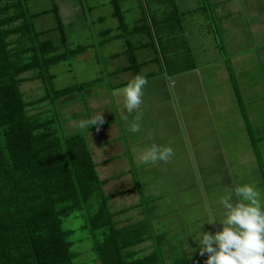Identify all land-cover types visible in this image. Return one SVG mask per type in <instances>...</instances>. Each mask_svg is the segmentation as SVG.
I'll list each match as a JSON object with an SVG mask.
<instances>
[{"label": "crops", "instance_id": "obj_1", "mask_svg": "<svg viewBox=\"0 0 264 264\" xmlns=\"http://www.w3.org/2000/svg\"><path fill=\"white\" fill-rule=\"evenodd\" d=\"M29 1H27L28 11L34 13L32 25L35 31L39 32V39L51 38L56 45H60L57 21L51 7L49 6L48 10L32 11L29 10ZM54 1L63 24L66 42V24L72 22L70 17L78 13L80 4H76L75 0ZM192 1L198 2V0H174L173 4L182 25L181 31L177 30L174 33L173 37L176 41L166 42V54H161L156 40L153 41L155 49L148 53L144 52V48L148 47L151 50V40L143 41L135 37L132 39L129 38L130 34L127 36H124V32L121 34L112 0H108L110 7L106 12L110 17L115 16L117 22L110 24L109 28H103L104 25H108L104 21L105 15H97L91 18L90 22L101 23L96 31L99 37L96 38L98 41L95 42L94 47L97 44V49L114 38H121L122 46L118 45L116 50L104 52L98 57L99 61L102 58L107 61L104 65L99 63L98 65L100 71L105 67L108 68L107 72L112 82L108 89L103 90L99 85L95 91L90 89L84 107L76 99V95L72 94L74 91L60 96V107L67 104L78 108L79 113L71 110V107L62 110L64 120L71 116L74 118V123L75 120L90 119L103 112L105 122L99 130L96 125L88 127L87 144L90 151L97 149V146L101 147L104 155L109 154L104 162L119 163L117 166L119 170L113 177L117 180L123 178V181L127 182V186L121 191L125 193L124 195L131 196L133 206L141 205L143 196L138 191L145 187L151 191L150 195H144L147 197L144 198L145 202L151 200L148 202L150 207L160 206L161 213L167 217L166 223L176 222L173 225L174 229L171 230L172 234L165 235L168 229L158 230L154 227L153 220L147 218L154 233L163 235L161 243L167 242L170 253L181 250L188 256L189 264H206L208 254L200 255V246L195 239L200 231H196L192 224L198 226L204 224L202 232L215 234L216 231L222 230L218 229L216 215L220 212L224 213L225 210L219 201L234 185L245 183L254 185L261 193V201L264 203V159H258L254 154L259 151L257 144L259 140L263 144L264 134L254 135L255 145L246 125L249 123L254 126L258 122L254 119L255 110L248 108L250 102L257 100L259 104L254 105L255 109L264 106L262 102L264 87L252 85L255 82L252 69L258 61L253 54L254 49L264 47V10H261L264 7V0H247L244 3L248 8L247 11L245 10V15L236 0H211L220 35L213 34L210 17L209 21L200 18L199 23L192 29L193 40L191 36H184L187 31L186 29L183 31L182 20L187 13L181 11L192 9L188 7V2ZM118 2L120 4L121 0ZM97 4L107 5L106 1H93L89 6L96 7ZM126 6L120 4L123 16L129 9ZM198 9L206 13L203 6H199ZM88 10L92 11L89 8ZM145 10L143 8V13ZM150 13L154 14L151 10ZM138 18L134 20V24L139 22ZM203 20L206 22L205 27ZM150 28L151 35L154 36L151 24ZM199 29H202L200 35ZM141 33L134 34L137 36L136 34ZM218 41H222L220 43L222 48L218 47ZM78 45L81 44L75 46ZM87 46L84 51H87ZM62 49L63 47L59 46L56 51ZM131 52L136 57L137 65L129 67ZM140 52L142 55H139ZM166 59L173 62L170 63L172 66L169 64L171 72L167 70ZM183 62H186L183 66H177ZM137 74L144 75L148 84L144 88L143 104L138 110L143 113L139 122L142 131L130 133L127 130L128 124L138 112H127L119 90ZM92 82L97 83L93 80L87 81L80 88ZM95 84L91 85V88ZM83 110L84 113H81ZM125 116L128 120L124 119ZM79 131L78 127L72 133ZM153 143L158 146H171L175 154L167 163L160 161L155 164H144V174L147 176L142 178L144 174L141 175V172L131 171L129 161L142 164L137 161L138 154ZM134 182L137 183L136 186ZM138 183L142 186H138ZM156 199L159 202H155ZM233 202H237L235 197ZM213 206L216 209L213 210L211 208ZM140 210L143 219L144 208ZM215 210L216 214H214ZM155 218L160 219V216ZM209 218H214L216 221L210 224L207 222ZM164 238L167 240L165 241ZM161 243L158 249L162 255Z\"/></svg>", "mask_w": 264, "mask_h": 264}, {"label": "trees", "instance_id": "obj_2", "mask_svg": "<svg viewBox=\"0 0 264 264\" xmlns=\"http://www.w3.org/2000/svg\"><path fill=\"white\" fill-rule=\"evenodd\" d=\"M27 1L0 0V264H74L71 245L75 240L70 237V230L64 229L61 217L77 210L85 218V228L93 235V249L103 264H166L157 248L135 257L131 251H124L123 248L130 249L147 238H154L159 244L163 235L154 233L145 217L123 227L111 222L108 196L102 187L106 179L99 177L83 134L61 137L64 149L59 154L56 149L51 150V142L46 138L52 130L36 132L42 121L25 112L26 100L20 89L25 80L40 77L48 84L49 91L45 87L47 93L39 100L80 88L82 84L76 83L54 88L53 74L48 69L86 48L66 45L54 0L50 9L57 21L60 45L51 38L39 39V32L32 25L34 13L28 11ZM118 1L112 3L121 34L146 32L151 48L155 49L156 40L160 53L166 54L165 41H176L174 33L181 31L182 26L174 4L160 19L151 15L149 20L143 13L139 22L127 29ZM59 46L63 49L56 51ZM135 58L131 52L129 67L137 65ZM166 62L171 72L173 62ZM29 70L33 73L30 76L21 74ZM246 125L256 145L249 123ZM172 256L174 264H189L188 256L181 250H174Z\"/></svg>", "mask_w": 264, "mask_h": 264}, {"label": "rangeland", "instance_id": "obj_3", "mask_svg": "<svg viewBox=\"0 0 264 264\" xmlns=\"http://www.w3.org/2000/svg\"><path fill=\"white\" fill-rule=\"evenodd\" d=\"M76 4L80 8V10H77L78 13H75L70 17L72 20L71 23L66 24V45L69 47H74L76 44H81L84 46H87V51H83L79 53L76 57H71L66 60H62L59 62H56L52 65H50V68L48 69L49 72H52L54 75L51 79V84L54 88L60 89L62 87H65L67 85L71 84H85L84 82L87 81H96L95 84L92 82L91 84H87L85 86H82V88L74 91L72 94L76 95V99L81 102L82 106L87 102V97L89 95L90 89H93L94 91L98 89V85L103 87L104 89H108L112 82V78L110 77V74L107 72L108 68L105 67L104 70L100 71L99 64H105L104 59L100 58L101 61H99L98 57L102 56L104 52H109L116 50L118 45L122 46L121 38L119 37L114 38L110 41H108L104 46H101L97 49V44L94 47V44L96 41V38L99 37L97 28L101 25V23L96 24V21L90 22L91 18H94L97 15L104 16V21H106L107 26H103V28H109L110 24H115L117 22V19L115 16H111L107 14L106 10L110 7V4L108 0H75ZM105 2L106 4H97L96 7H91V2ZM189 1V0H188ZM238 4H240V9L242 12H244V15L246 14L247 7L244 4L247 0H236ZM121 3L123 6L127 5L126 7L129 8L124 13L125 21L127 24V29L129 27L134 25V20L139 17L141 18L143 14V8L146 10L144 13L147 15V17H153V15L156 16H162L171 6L172 3H174V0H121ZM120 3V4H121ZM191 4V5H190ZM213 2L211 0H198V2L192 1L188 2V7H192V9L181 10L184 14L183 16V25L184 29L183 31H187V34L184 35L186 37L192 38L193 37V27L199 23V19L206 18L207 21H209L210 17V24L211 27L214 29L213 34H218L219 31L216 27V21L214 18L215 15V8H213ZM29 10L32 9V11H36L39 9H46L48 10L49 6H52V0H30L29 1ZM182 7H185L183 5H180ZM199 6H203L204 11L201 9L199 10ZM89 9H92V11L89 12ZM142 8V10H140ZM36 9V10H34ZM253 9V7L251 8ZM150 10L154 12V14L150 13ZM246 10V11H245ZM264 10V7L261 9ZM192 11L194 14H192ZM202 12L204 14H202ZM209 13V14H208ZM214 14V15H213ZM138 15V16H137ZM216 16V15H215ZM247 18V17H246ZM151 19V18H150ZM149 19V20H150ZM203 26L205 27V20H203ZM152 25V23H150ZM155 27V25H154ZM196 27V26H195ZM156 28V27H155ZM202 29H199V35L202 34L200 31ZM57 31V30H56ZM110 32H108L109 34ZM129 35V34H128ZM135 34L131 33L129 35V38H136L141 39L143 41H150V35L148 33L143 32L141 34ZM220 35V33H219ZM159 36V34H157ZM11 38L14 37V35L10 36ZM9 37V38H10ZM133 42V41H132ZM168 42V41H165ZM218 47L222 48L220 43L222 41H218ZM90 44V45H89ZM151 50L148 47L144 48V52L151 53ZM255 56L257 57L258 61L256 62V66L252 69L253 75L255 77V82L252 83L253 86H263L264 87V47H257L254 49ZM155 54V53H153ZM152 54V55H153ZM139 55H142L141 52ZM117 64H120L119 62H116ZM186 62L179 63L177 66H183ZM25 76H30L32 73L31 70L25 71L21 73ZM94 85L93 88H91V85ZM48 88V84L45 85V82L42 78L37 77L34 79L25 80L20 84V89L23 93V97L26 100L25 105V112L33 117L36 118L37 121H42V123L37 127L36 132L43 133L45 131H51V134L47 136L46 138L51 142V150L56 149L57 153H61L63 151V142L60 141L61 137L65 138L68 134L72 133L74 129L78 128V122L80 119L75 120L74 118H68L66 120L65 116L63 115V111L65 108H70L76 113H79L80 111L78 108L72 107V105H64L63 107H60V97H49L43 100H39L41 96L45 93H47L46 88ZM156 100L155 96H153ZM257 101V100H256ZM254 101L253 103L250 102V105L248 108H252L255 110L254 119L258 120L257 125L252 126L250 125V131L252 135L259 136V134H264V106L261 108H256L254 105L259 104L258 102ZM261 101V100H259ZM263 105H264V101ZM260 107V106H258ZM252 110H250L251 112ZM84 113V110L81 112ZM73 114V113H72ZM75 114V113H74ZM87 117V116H86ZM87 120V119H84ZM260 122V123H259ZM79 133H82L83 136L86 138V141L88 142L89 134H88V127H85L83 129L80 128ZM87 133V134H86ZM96 137V136H95ZM94 139V136H93ZM258 142V141H257ZM263 144H261L260 140L257 143L259 146V151L257 153L254 152L256 158L264 159V141H262ZM57 154V155H59ZM91 156L94 161L96 162V170L98 172V175L100 178H105L106 181L103 183V191L108 196L107 202H108V208L111 212V222L116 227H123L126 224L139 221L142 217L141 210L144 208L143 216L148 219H152L154 223V227H156L158 230L160 229H168V231L165 232V235L168 233V235L172 234V229H174V224L166 223L165 220H167V217H165L164 213H161V207H150L148 205V202H151V200H148L145 202L144 198L146 195H150V190H147V188L143 187L142 190L138 191L143 197L141 198V205L138 207V205L133 206L132 201L133 199H130V195H124L123 191H121L124 187L127 186V182L123 181L124 179L121 178L119 180L115 179L113 175L117 173L119 168V163L111 164L110 162L106 161L104 162L106 157H109V154L104 155L103 151L101 150V147L97 146V149H93L91 151ZM57 159H60V156L57 157ZM115 161V160H113ZM131 171L136 173L137 171L141 172V175L144 174V164H136L134 162L129 161ZM116 165V166H115ZM143 165V166H142ZM121 166V165H120ZM122 168V167H121ZM116 170V172H114ZM140 175V176H141ZM146 174L142 175V178H146ZM130 183V181H128ZM136 186V182H134ZM138 186H142L138 183ZM145 188V189H144ZM145 195V196H144ZM153 199V198H150ZM155 202H159V200H155ZM145 206V207H144ZM216 209L215 206L211 207ZM225 213V212H224ZM224 213L220 212L217 213L216 217L218 219V229H222L223 225L219 221L220 218L224 217ZM213 214V211H212ZM214 214H216V210L214 211ZM155 216H160L159 218H155ZM62 218V225L64 229L70 230V237L73 238V241L75 242L71 245V252L73 258L72 261L74 264H103L101 259L97 256L96 252L93 249V235L89 233L87 228H85L86 222L85 218L83 217V214L81 211H76L72 213V215H64ZM155 218V219H154ZM198 223V222H197ZM196 231H203L205 225H196L192 224ZM186 231L188 233L187 227ZM197 234V233H196ZM165 241L167 240L164 238ZM164 241V240H163ZM163 253L162 256L164 257V261L166 264H174L172 259V253H170V248L167 244L161 243ZM185 246H187L185 244ZM159 244H157L156 240L154 238H147L144 240H140L133 244L130 249L123 248L125 250H129L133 253V257L136 256V254L142 255L146 253H150L155 248L158 249ZM194 260V258H193ZM195 261V260H194Z\"/></svg>", "mask_w": 264, "mask_h": 264}, {"label": "clouds", "instance_id": "obj_4", "mask_svg": "<svg viewBox=\"0 0 264 264\" xmlns=\"http://www.w3.org/2000/svg\"><path fill=\"white\" fill-rule=\"evenodd\" d=\"M147 84V78L137 74L119 90L127 112H138L128 124L127 130L130 133L142 131L139 122L143 113L138 110L143 104L144 88ZM124 119L128 120V117L125 116ZM104 122L102 112L90 119L79 121L77 126L83 129L96 125L99 130ZM174 154L171 146H158L153 143L138 154L137 161L146 165L160 161L167 163ZM234 197L237 201L235 203ZM219 203L225 210L224 217L219 220L223 225L222 230L215 234L200 231L195 237L200 246V255L208 254L206 264H264V203L261 201V193L252 184L234 185ZM215 221L216 219L209 218L207 222L211 224Z\"/></svg>", "mask_w": 264, "mask_h": 264}]
</instances>
